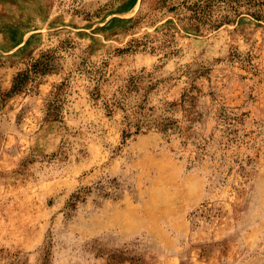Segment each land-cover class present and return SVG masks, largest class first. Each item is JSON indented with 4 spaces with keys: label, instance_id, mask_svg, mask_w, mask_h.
<instances>
[{
    "label": "rangeland",
    "instance_id": "374dc122",
    "mask_svg": "<svg viewBox=\"0 0 264 264\" xmlns=\"http://www.w3.org/2000/svg\"><path fill=\"white\" fill-rule=\"evenodd\" d=\"M176 3L0 0V264H264V5Z\"/></svg>",
    "mask_w": 264,
    "mask_h": 264
},
{
    "label": "trees",
    "instance_id": "16d2710c",
    "mask_svg": "<svg viewBox=\"0 0 264 264\" xmlns=\"http://www.w3.org/2000/svg\"><path fill=\"white\" fill-rule=\"evenodd\" d=\"M177 5L172 6L171 10L182 9L188 14L196 29L217 28L226 22H230L234 16H239L244 10H252L264 5V0H175ZM40 61L33 63V70H37ZM31 71L19 73L16 76L14 90H20ZM48 116L56 119L58 116L55 101L49 104Z\"/></svg>",
    "mask_w": 264,
    "mask_h": 264
}]
</instances>
